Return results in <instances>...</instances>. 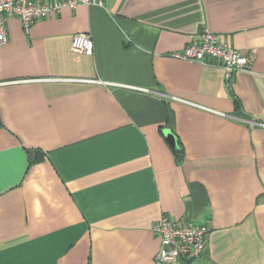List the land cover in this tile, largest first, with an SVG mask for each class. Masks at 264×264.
<instances>
[{"label": "crops", "instance_id": "0c3cea01", "mask_svg": "<svg viewBox=\"0 0 264 264\" xmlns=\"http://www.w3.org/2000/svg\"><path fill=\"white\" fill-rule=\"evenodd\" d=\"M203 27L251 67L170 55ZM6 29L0 264H155L161 215L209 227L188 264H264V0H102Z\"/></svg>", "mask_w": 264, "mask_h": 264}, {"label": "built area", "instance_id": "2783aa9c", "mask_svg": "<svg viewBox=\"0 0 264 264\" xmlns=\"http://www.w3.org/2000/svg\"><path fill=\"white\" fill-rule=\"evenodd\" d=\"M78 5L101 6L102 0H0V45L8 41L6 29L8 17L18 18L24 32L27 33L36 20L56 15L65 7L73 9ZM70 49L75 53L90 54L92 51L90 35L87 32L74 33L70 40ZM170 55L201 64H211V60H216L223 69L226 81L232 80L236 71L249 69L253 61L251 53L244 54L229 46L207 27H203L185 46L171 52ZM249 123L264 127V123L253 121ZM152 230L160 237L159 248L154 256L155 264H188L204 251L209 227L206 224L161 215L152 225Z\"/></svg>", "mask_w": 264, "mask_h": 264}, {"label": "water", "instance_id": "95a60500", "mask_svg": "<svg viewBox=\"0 0 264 264\" xmlns=\"http://www.w3.org/2000/svg\"><path fill=\"white\" fill-rule=\"evenodd\" d=\"M165 134H166L167 139L171 141V138H173L172 134L170 132L165 133Z\"/></svg>", "mask_w": 264, "mask_h": 264}, {"label": "trees", "instance_id": "16d2710c", "mask_svg": "<svg viewBox=\"0 0 264 264\" xmlns=\"http://www.w3.org/2000/svg\"><path fill=\"white\" fill-rule=\"evenodd\" d=\"M180 152L178 150H176V156L179 154ZM180 155V154H179ZM179 155H178V158H179Z\"/></svg>", "mask_w": 264, "mask_h": 264}]
</instances>
